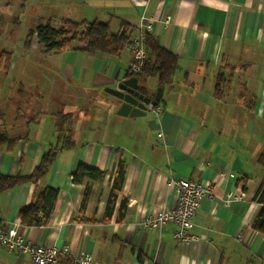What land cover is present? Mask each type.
<instances>
[{"label":"crops","instance_id":"1","mask_svg":"<svg viewBox=\"0 0 264 264\" xmlns=\"http://www.w3.org/2000/svg\"><path fill=\"white\" fill-rule=\"evenodd\" d=\"M1 1L7 8L11 0ZM42 2L51 5L27 20V32L60 18L107 21L112 32L150 21V34L178 57V67L168 84L139 80L150 97L162 87L161 98L145 115L121 116L120 101L105 88L126 77L128 47L109 55L48 51L35 36L27 47L25 37L16 48L0 43V52L12 53L7 71L0 65V128L13 139L0 145V173L28 175L51 144L60 146L57 113L66 116L63 133L73 142L36 183L0 193V225L40 245L67 246L58 264H74L80 250L94 264H264V237L252 227L263 174L264 0ZM0 32L12 33L1 16ZM218 74L225 78L219 95ZM119 162L122 188L108 202ZM79 163L104 172L87 194L86 180L72 181ZM173 176L211 187L192 219L198 240L189 244L173 238V223H140L176 205ZM46 187L58 189L47 223L22 225L19 209ZM0 264L32 263L0 245Z\"/></svg>","mask_w":264,"mask_h":264},{"label":"trees","instance_id":"2","mask_svg":"<svg viewBox=\"0 0 264 264\" xmlns=\"http://www.w3.org/2000/svg\"><path fill=\"white\" fill-rule=\"evenodd\" d=\"M131 29L128 25L122 23L118 31L112 32L107 21L60 18L57 24L51 22L39 23L33 29L28 30L25 36L24 46H29L32 37L35 36L37 42L48 51H63L65 49L78 48L92 54L104 53L117 55L127 47ZM75 43H77V47H74ZM145 47L147 57L140 71L134 76L139 80H143L146 77H155L157 84H168L178 67V57L164 48L150 33L145 36ZM11 56L12 53L10 51L3 50L0 52V65L4 71H7L9 67ZM130 75L132 74L128 69L125 72V76ZM224 79L222 74H218L216 78L214 91L218 95L224 87ZM141 88L145 91L142 86ZM65 117L61 113L56 114L55 128L58 131L56 137L60 146L57 147L51 144L41 155L38 165L28 175H5L0 173V193L26 183H36L46 175L58 151L73 145L70 135L63 133L62 126ZM12 141L13 139L8 137L0 128V145L3 143H11ZM257 160L262 166L263 174L255 190L254 199L261 207L252 222V227L264 237V152L259 154ZM124 174V165L119 162L110 189L108 202H113L116 194L121 190ZM103 177V171L82 163H79L72 173V181L74 183H82L84 180L87 181L84 194H87L91 181L100 180ZM247 179L242 178L244 182L243 189H246L245 182ZM57 195L58 189L55 187H46L37 193L27 204L21 206L19 209L18 216L20 223L26 226H41L46 224L52 213ZM123 202L120 208L123 207Z\"/></svg>","mask_w":264,"mask_h":264},{"label":"built area","instance_id":"3","mask_svg":"<svg viewBox=\"0 0 264 264\" xmlns=\"http://www.w3.org/2000/svg\"><path fill=\"white\" fill-rule=\"evenodd\" d=\"M170 17L166 16L164 23H168ZM152 29L151 22L141 20L140 23L131 29L129 33L128 49L131 54L129 71L134 76L137 74L147 57L145 47V36ZM159 109H157V112ZM168 184L175 188L177 202L172 208H162L152 216H146L141 220V226H149L152 229H162L168 223H173L175 229L173 238L182 244H189L197 241L198 237L190 230L193 226V217L200 199L205 194H210L211 187L201 181H194L190 178L173 176ZM0 245L8 250L17 252L20 255L29 257L32 264H58L61 255L68 252L65 245H40L19 235L15 229H4L0 225ZM74 264H94L91 254L80 250L73 256Z\"/></svg>","mask_w":264,"mask_h":264},{"label":"water","instance_id":"4","mask_svg":"<svg viewBox=\"0 0 264 264\" xmlns=\"http://www.w3.org/2000/svg\"><path fill=\"white\" fill-rule=\"evenodd\" d=\"M136 76L130 75L120 79L114 87L105 88V92L120 101L116 113L121 116L145 115L156 106L162 95V87H158L153 97L142 90Z\"/></svg>","mask_w":264,"mask_h":264},{"label":"rangeland","instance_id":"5","mask_svg":"<svg viewBox=\"0 0 264 264\" xmlns=\"http://www.w3.org/2000/svg\"><path fill=\"white\" fill-rule=\"evenodd\" d=\"M50 5L42 0H11L6 8L0 0V16L6 18L8 27L12 31L11 34L0 32V43H6L9 47L14 45L15 48L20 45L27 33V20L39 15L41 9H47Z\"/></svg>","mask_w":264,"mask_h":264}]
</instances>
